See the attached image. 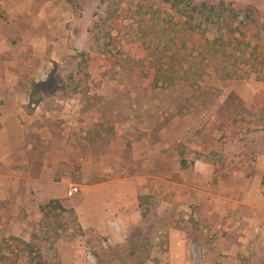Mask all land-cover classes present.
Returning a JSON list of instances; mask_svg holds the SVG:
<instances>
[{"label": "rangeland", "instance_id": "374dc122", "mask_svg": "<svg viewBox=\"0 0 264 264\" xmlns=\"http://www.w3.org/2000/svg\"><path fill=\"white\" fill-rule=\"evenodd\" d=\"M137 1L51 0L52 8L60 10L61 15L51 16L48 35L54 41L66 42L58 57L31 59V64L42 68L40 72L23 75L27 87L24 109L33 117L36 131L41 130L30 137L31 149L39 159L46 147L64 143L76 155L91 157L107 154L109 145H113L116 154L137 163L132 150L138 145L133 146L134 142L142 147H172L175 158H169L167 170L186 177L173 172L171 164L178 162L185 168L193 149L192 138L198 135L207 156L216 163L213 181L220 175L226 187H235L234 193L251 197L256 189L255 169L251 167L257 157L264 161V65L251 71L247 62H234L239 57L237 49L221 48L213 58L220 65H207L195 85L179 80L169 86L152 87L150 76L144 77L140 72L143 67L137 64L142 53L144 63L152 58L150 46L144 45L141 51L134 42L151 38V23H143L148 26L142 40L136 33V20L126 17L132 14L130 9ZM139 1L144 7L164 6L162 0ZM220 1L222 11L225 8L224 19L230 20L233 8L238 12L237 20L254 27L258 39L253 38L250 46L244 47L245 54L257 47L258 53L263 51L258 54L262 58L264 0H192L207 5ZM213 21L216 23L210 22L206 28L209 39L224 30L215 17ZM111 37L126 42V48L112 49L109 57L102 56L100 52ZM125 49L130 50L122 52ZM93 53L102 56V71L92 65ZM206 116H213L209 123L203 120ZM45 132L50 135L46 137L48 144L40 142ZM14 153V166L18 167L15 172L22 174L19 146ZM67 159H72L71 154ZM243 170H248L247 177H251L244 184ZM151 171L155 173V169ZM258 189L264 197V176ZM137 200L138 207L126 212L123 232H109V227H114L113 218L107 221L109 226L81 228L67 205L63 206L67 210L52 209L48 217L42 214L35 225L26 229V239L4 236L6 231L0 229V264H208L200 246L217 240L226 242L227 252L237 257L233 264H264V251L252 244V234L239 232L237 209L222 215L210 211L212 207L205 203L190 204L186 198L155 194L141 195ZM248 222L244 219L243 225ZM260 236L264 245V234ZM11 237L29 243L30 248L20 243L16 246ZM230 243L243 244L244 248L234 251L236 244Z\"/></svg>", "mask_w": 264, "mask_h": 264}, {"label": "crops", "instance_id": "0c3cea01", "mask_svg": "<svg viewBox=\"0 0 264 264\" xmlns=\"http://www.w3.org/2000/svg\"><path fill=\"white\" fill-rule=\"evenodd\" d=\"M52 7L51 0H0V229L6 231L4 236L26 239V229L35 225L42 215L40 206L52 199L71 207L81 228L109 226L107 221L113 218L114 227H109V232H123L126 212L138 207V197L155 194L156 197L186 198L190 204L205 203L212 207L210 211L222 215L231 213L229 209H237L233 212L241 218L237 222L239 232L251 233L252 244L264 251L260 243V235L264 234V197L258 191V183L264 176V161L258 157L251 167L255 169L256 184L251 197L234 193L235 187H226L220 175L213 181L216 163L207 156V148L198 140V135L192 138L193 149L189 151L185 168L178 162L171 164L175 167L173 172L187 174L186 177L172 175L167 170L169 158H175L172 147H142L138 142H134L133 146H138L132 150L137 163L116 154L113 145H109L103 156L86 157L76 155L64 143L46 147L37 159L29 139L41 130L36 131L33 117L24 109L27 87L23 85V75H34L42 69L31 64V59L58 57L63 52L66 41H54L48 35L51 16L61 15L60 10ZM212 117L206 116L203 120L209 123ZM46 137H50L48 132L40 142L48 144ZM16 146L21 149L22 174L15 172L18 169L14 166ZM67 154H71V160ZM154 169L155 173L151 171ZM243 171L241 183L244 184L251 177H247L248 170ZM244 219L249 221L245 226ZM235 244H231L235 245L234 251L244 248L243 244ZM200 248L208 264L237 262L234 253L227 252L229 247L224 241L202 244Z\"/></svg>", "mask_w": 264, "mask_h": 264}, {"label": "trees", "instance_id": "16d2710c", "mask_svg": "<svg viewBox=\"0 0 264 264\" xmlns=\"http://www.w3.org/2000/svg\"><path fill=\"white\" fill-rule=\"evenodd\" d=\"M137 2L139 3L130 9L132 14H128L126 17L136 20V24L138 23L136 33L139 34L142 40L147 35L144 28L148 26H143V23L147 21H149V24L151 23V38L148 41L134 42L138 44L137 47L141 51L146 48L144 45L148 44L150 46L152 58L144 63L145 57L140 51L142 55L137 64L143 67L140 72L144 77L150 76V85L154 88L169 86L179 80H187L190 85H195L204 75L207 65L213 63L215 66L220 65L213 58L221 48L237 49L239 57H235L234 62H247L251 71L256 69L257 65H264V56L262 58L258 56L263 51L261 50L258 53L257 47H254L247 56L245 54L244 47L250 46L253 38L258 39L254 27L244 23L245 21L237 20L238 12L234 11L233 8L229 12V14H233L230 20L224 19L225 8L222 11V1L219 4L207 5L205 2L193 3L192 0H162L163 7L160 5L157 7H144L142 2L139 0ZM189 5L191 6L190 9H188ZM216 5L219 6L218 12ZM142 16L143 18H141ZM145 16L146 21L144 20ZM213 17L216 18L217 23H220L224 30L213 39H209L206 36V28L210 22L216 23L213 21ZM223 21L224 23H222ZM116 24L119 25L117 22ZM117 25L114 24V27L118 28ZM110 39L106 43L104 53L100 52L103 54L102 56L105 54L109 57L108 55L112 49L119 51L122 47L126 48V42L122 43L115 37ZM259 47H262V45H259ZM129 50L125 49L122 52L128 53ZM81 55L84 56L85 53H81ZM101 57L97 53L90 56L92 65L97 71H102V68L105 67L104 62H100ZM115 63L117 62L115 61ZM235 66L234 63L233 67L235 68ZM143 69L145 71H142ZM232 72L228 74H234ZM54 208L67 210L57 199L49 200L40 206L44 217H48ZM71 212L73 211L71 210ZM11 240L16 241V246L20 243L25 249L30 248V244L23 240L15 237H11Z\"/></svg>", "mask_w": 264, "mask_h": 264}]
</instances>
